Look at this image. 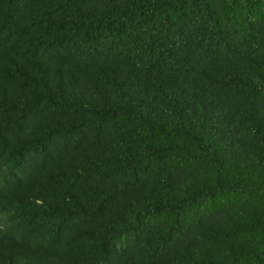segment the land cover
<instances>
[{
  "label": "trees",
  "instance_id": "obj_1",
  "mask_svg": "<svg viewBox=\"0 0 264 264\" xmlns=\"http://www.w3.org/2000/svg\"><path fill=\"white\" fill-rule=\"evenodd\" d=\"M0 264H264V0H0Z\"/></svg>",
  "mask_w": 264,
  "mask_h": 264
}]
</instances>
